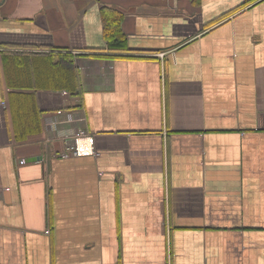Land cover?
I'll return each instance as SVG.
<instances>
[{"label":"crops","instance_id":"crops-1","mask_svg":"<svg viewBox=\"0 0 264 264\" xmlns=\"http://www.w3.org/2000/svg\"><path fill=\"white\" fill-rule=\"evenodd\" d=\"M0 264H264V0H0Z\"/></svg>","mask_w":264,"mask_h":264},{"label":"trees","instance_id":"trees-1","mask_svg":"<svg viewBox=\"0 0 264 264\" xmlns=\"http://www.w3.org/2000/svg\"><path fill=\"white\" fill-rule=\"evenodd\" d=\"M103 33L110 50H123L126 47L125 35L121 30L122 13L112 7H101Z\"/></svg>","mask_w":264,"mask_h":264},{"label":"built area","instance_id":"built-area-1","mask_svg":"<svg viewBox=\"0 0 264 264\" xmlns=\"http://www.w3.org/2000/svg\"><path fill=\"white\" fill-rule=\"evenodd\" d=\"M85 154H96L94 145V137L85 129H80L73 136L72 143L66 148L64 152H61L62 157L67 156H79ZM24 160H20L23 162Z\"/></svg>","mask_w":264,"mask_h":264}]
</instances>
